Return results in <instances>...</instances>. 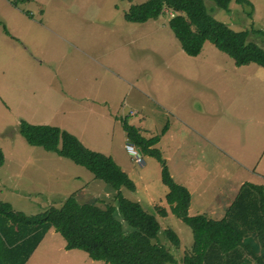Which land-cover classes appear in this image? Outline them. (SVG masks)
Instances as JSON below:
<instances>
[{"label": "rangeland", "instance_id": "1", "mask_svg": "<svg viewBox=\"0 0 264 264\" xmlns=\"http://www.w3.org/2000/svg\"><path fill=\"white\" fill-rule=\"evenodd\" d=\"M145 1L23 0L14 9L15 0H0V12L7 7L14 18V13L25 17L21 32L12 21L7 27L0 21V38L2 29L21 38L19 42L10 38L14 51L0 48V148L6 157L0 167V201L26 215L58 208L69 197L100 207L114 202L108 184L69 159L30 148L18 132L20 121L56 126L86 148L110 156L126 172L135 189L121 188L122 195L156 216L159 244L180 261L191 246V230L169 211L164 199L168 188L161 182L157 160L142 154L145 165L138 167L125 153L122 121L158 135L155 147L164 160L169 158L166 165L176 180V140L188 130L178 118L200 126L210 116L218 136L224 134L227 140H218V150L228 158H220L217 151L222 166L215 171L216 185L210 191L220 204L219 192L224 198L233 196L239 180L251 178L247 182L261 185V177H252L240 165L264 175V69L253 63L237 67L209 42L199 55L187 56L168 26V13L143 23L125 21L130 6ZM249 1L252 6L232 1L224 11L203 0L215 20L232 30L248 31V41L264 48V35L254 33H264V0ZM230 84L232 99L221 93L228 92ZM206 87L216 88L217 96L203 95L211 90ZM204 100L216 109L213 113H208ZM258 110L261 116L252 114ZM188 139L193 142L194 134ZM197 146L196 155L202 154L198 140ZM235 167L240 173L232 179ZM158 208H164L166 216L160 217ZM116 216L121 221L118 212ZM166 229L177 234L178 248L167 240ZM57 237L55 248L64 243ZM247 241L259 250L257 237ZM52 252L55 264H105L80 250Z\"/></svg>", "mask_w": 264, "mask_h": 264}, {"label": "trees", "instance_id": "2", "mask_svg": "<svg viewBox=\"0 0 264 264\" xmlns=\"http://www.w3.org/2000/svg\"><path fill=\"white\" fill-rule=\"evenodd\" d=\"M209 1L224 11H228L232 1L252 6L249 0ZM165 13L170 15L168 26L187 56L199 55L203 44L209 42L237 67L253 63L264 69V48L248 41V31H235L215 20L203 0H147L131 5L124 19L143 23ZM4 32L7 33L5 29ZM254 33L264 35L259 30ZM122 127L128 142L160 164L161 182L168 188L164 199L169 211L191 230V246L180 261L159 244L160 224L156 216L145 211L137 201L122 195L121 188L134 191L135 186L110 156L86 148L76 136L59 127L20 121L18 132L29 146L84 167L96 180L111 187L114 202L100 207L78 204L69 197L58 208L25 215L0 201V221L8 225L14 237L4 241L13 244L11 248L19 249L17 264H24L50 229L63 238L65 250H80L89 259L105 264H264V195L260 185L243 183L221 218L189 215L190 193L171 177L166 161L155 147L158 135L145 136L125 120ZM3 161L0 148V167ZM117 212L127 228L117 219ZM157 212L160 217L167 214L164 208H158ZM164 233L171 246L178 248L177 234L171 229ZM250 237L258 238L259 250L248 243Z\"/></svg>", "mask_w": 264, "mask_h": 264}, {"label": "crops", "instance_id": "3", "mask_svg": "<svg viewBox=\"0 0 264 264\" xmlns=\"http://www.w3.org/2000/svg\"><path fill=\"white\" fill-rule=\"evenodd\" d=\"M15 5L16 3H12L11 6L14 9H16ZM10 14L11 12L8 11L7 7H5L0 12V15L2 16L0 18V21H3L4 27H7L10 21H12V23H15L17 25V29L19 32H21V29H23L24 31L25 17H19L17 13H14V16L16 17L14 18ZM6 32L7 33H5L4 30L2 29V33L4 34V36L0 38V41L3 42L2 45L0 44V48H3L2 51H14V49L12 48V45L10 44L11 42L10 38L14 39L15 41H18V40L20 41L21 38L20 36L15 35L12 32H9L8 30H6ZM233 86H234L233 84H230L229 86H227L229 91L228 92L224 91L221 93L223 95L226 94L228 98L230 97L232 99V97H234ZM206 88L211 89V90L209 94L204 93L203 95H208L209 97H213V98L217 96L216 88H211V87H206ZM199 98L201 101H203L201 99L202 96L199 95ZM204 102H206L207 104V109H208L209 114L213 113L216 110V109H212V106H209L210 103L208 102V100H204ZM190 112L196 115L198 114V112H196L194 109H191ZM252 114L256 116H261V111L258 110L257 112H254ZM246 115H250V114H245V116ZM193 118H195V116ZM209 118L211 120H209ZM209 118L205 121L204 124H201L200 126H196V124L192 123L191 121H186L183 118H178L180 121L184 123L183 125L188 130L183 129L184 131H182L183 132L182 137H178L176 140L179 142L178 147H177L179 154H177V158L175 160L176 166L174 167L177 170L176 180L174 179V177H173V180H175L177 183L186 187L190 193V203L188 207L189 215L204 214L209 218L218 219L224 215L226 209L230 205L232 199L234 198L240 186L243 183L247 182V180L248 181L251 180V178H248L247 180H243V181L239 180V182H237L235 186V193L233 194V196L229 198H224V195L220 191L219 194H221V197H222L220 204L219 202L214 201L216 197H213L210 191L212 189V186L216 185V181L214 179L217 178V174L215 171L218 167L222 166V164H219L218 159L219 157L228 158V156L225 155L222 150H218L220 148L218 146V140L221 139L220 141L222 143L227 142V140L224 141L225 139L224 134H223V137L218 136V133L216 132V127H217L216 123L212 120L210 116ZM256 123L259 124V121H257ZM138 131L145 136H150L151 134V132L146 133L145 132L146 130L141 131L140 128L138 129ZM193 134H194V140L193 142H191L188 138H191ZM199 137L203 138V141H199L198 139ZM169 138L172 139V141L175 140L173 135L169 136ZM197 140L199 144L203 146L202 147L203 150L200 151V153L202 154H199V155H196L197 147H198ZM125 141H126V138H125ZM30 148H33V146H31ZM217 151H219L221 154L219 157H218ZM193 152L195 153V155L193 154ZM233 152L235 154H239L237 151L233 150ZM3 157H4V161L2 165H4L6 161L4 152H3ZM244 157L246 158L245 154H244ZM165 160L168 162L169 158ZM231 161L234 162V160H231ZM240 167L243 168L245 171L250 172L252 177H261L260 186L263 188V195H264V175L262 173L261 174L256 173L255 169L250 170L248 166L240 165ZM121 170L124 171L122 168ZM239 171L240 170L238 168L236 167L234 168L232 179H234V176L236 174L240 173ZM206 201H210V203L208 204V202ZM192 206H193L194 212L193 214H190L192 211ZM12 210L14 212H18L17 210L13 208ZM217 212H218V215H217ZM57 234L58 233L55 232L53 229H50L41 239L39 244L30 254L28 259L24 262V264H55V258L52 255L53 253L52 250L53 251L60 250L64 252L65 254L71 251V250H65L64 248L65 242L63 244H59L58 247L55 248L56 244L59 242ZM5 238H7L8 240H13L14 237L12 236L11 229L8 227V225L0 221V264H17L19 262V249H16V247L11 248L10 245H13V244H9L5 242L4 241Z\"/></svg>", "mask_w": 264, "mask_h": 264}, {"label": "built area", "instance_id": "4", "mask_svg": "<svg viewBox=\"0 0 264 264\" xmlns=\"http://www.w3.org/2000/svg\"><path fill=\"white\" fill-rule=\"evenodd\" d=\"M21 1L23 0H15V2ZM123 148L127 156L136 166L143 167L145 165L141 152L133 144L126 140Z\"/></svg>", "mask_w": 264, "mask_h": 264}]
</instances>
